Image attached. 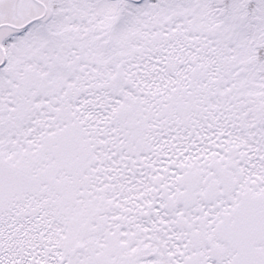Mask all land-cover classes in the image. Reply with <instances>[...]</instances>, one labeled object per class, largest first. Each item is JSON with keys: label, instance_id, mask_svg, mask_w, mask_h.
<instances>
[{"label": "flooded vegetation", "instance_id": "af4514ba", "mask_svg": "<svg viewBox=\"0 0 264 264\" xmlns=\"http://www.w3.org/2000/svg\"><path fill=\"white\" fill-rule=\"evenodd\" d=\"M19 1L0 2V87L9 58L2 42L10 37L9 94L15 121L28 125L31 138L40 112L37 125L45 135L44 110L51 104L50 79L40 70L44 63L34 64L35 56L45 59L51 50L80 62L82 45L94 38L99 19L89 12L93 0H66L81 2L79 8L89 12L82 24L90 33L63 30L60 51L35 49L25 38L36 28L67 29L72 22L49 19L50 0H26L30 6L22 19ZM132 1L138 0L111 3L121 10ZM7 13L16 20L2 18ZM154 29L132 33L138 39L131 45L137 46L113 53L109 68L94 66V58L110 57L102 47L86 53L91 62L84 70L76 64L66 73L74 72L76 109L70 120L84 158L73 169L55 172L60 197H52L50 186L37 194L48 193L47 209L58 206L62 226L63 220L64 226L77 220L78 228L68 231L76 247L59 240L51 248L47 240L45 249L58 247L62 260L54 264H264V85L249 68L254 61L229 38L196 36L194 30L164 37ZM63 75L54 84L59 104L71 86ZM52 176L45 183H57ZM73 205L78 213L72 217L67 208ZM44 246L39 248L46 253Z\"/></svg>", "mask_w": 264, "mask_h": 264}, {"label": "rangeland", "instance_id": "374dc122", "mask_svg": "<svg viewBox=\"0 0 264 264\" xmlns=\"http://www.w3.org/2000/svg\"><path fill=\"white\" fill-rule=\"evenodd\" d=\"M51 1L48 18L52 21L68 20L72 22L67 26V29H50V32L55 35L54 39L57 38L62 42L61 31H74L75 28L77 30L80 28L83 35L90 33L91 30L85 29L82 24L86 20L85 18L90 15L89 12H92L94 16L97 15L98 28L94 29V38L82 45L83 53L80 62L68 55L65 58L52 55L47 64L44 62V66L42 64L40 66V70L46 72L49 77L51 74L55 76L65 74L63 75L66 77L65 82L67 85H71L61 93L58 100L61 103H56V101L54 102L56 90L53 85L55 80H52L51 76V85L54 90H50L51 104L44 110L45 113H48L43 121L47 127L45 135L41 134L37 125L39 117L42 115L41 112L35 115L34 132L31 138L28 135L26 123L17 125L14 118L16 113L12 92L9 94L10 89L12 91L13 88L10 86L13 85L12 79L9 77L11 74L7 72L10 68L4 67L1 72L6 83L3 82L0 87V94L2 93L0 95V119L9 117L15 121V125H5L4 122H1L0 125V135H2V137L0 136V157L4 158L3 153L5 156H9L12 149L11 158L14 161L13 167L0 161V194L6 192L4 197L6 200L0 201V264H54V261L59 263L62 259L61 254L57 252L58 247L52 252H47L45 248H50L49 242L46 244L47 240H51V248L53 243L58 245L59 240L61 242L68 240L67 244H73L72 246L76 247V238L74 235L72 238L68 231L75 227L78 228L77 220H67V226H64L65 221L63 220L62 226V222L57 219L61 213L59 209V211L57 210L58 206L51 204L47 209L49 205V198L46 199L48 193L44 192L46 197H39L37 191H43L44 188L50 186L52 187V197H60V188H54L60 185L57 181L59 174L55 172L59 170L63 172V170L75 168L77 164H82L84 157L78 150L80 147H76L74 140L76 136H79L73 128L74 121L70 120V117L75 116L76 109L74 102L76 94L71 78L74 72L71 75H66V73H69L76 64H80L84 70L91 62L89 57H85L86 53L92 51L100 53L99 48L102 47L107 50L110 57H103L100 60L92 58L94 66L100 71L104 65L105 68H109L113 53H128L130 47L137 46L136 41L131 45L132 38L138 39L135 35H131L132 33L137 31L144 33L149 28H156L154 31L158 35L169 37L170 32L176 34L181 30H194L197 32L196 36L229 38L242 56L246 59H253L254 63L249 68L257 76L258 84L264 85V0H138L137 2L132 1L129 6L121 10L114 6L117 3H111L112 0H93L89 12L79 8L81 2L69 1L66 3L65 0L63 3V0H53L52 3ZM29 6L30 3H27L26 0L19 1L17 16L23 19ZM53 9L57 10L56 14ZM50 10L53 13V18H50ZM37 11L36 9L35 12ZM75 14H80L81 17H75ZM2 18H6L8 21L14 17L7 13L2 15ZM15 20L16 18L12 19V21ZM77 21L81 23L78 24ZM113 22L118 23V26L114 24L107 27ZM105 27L107 29L102 31ZM16 36L15 34L13 38ZM129 38L131 40L128 42ZM8 39L11 40L10 37ZM8 39L5 38L2 42L3 47L7 50L11 46ZM85 40L83 39V41ZM90 41L95 46L93 45L92 50H87ZM126 42L128 46H126ZM146 43H150V41L148 40ZM19 45L16 48L17 52L21 53L24 47ZM89 47L91 48V45ZM52 48H55L56 52L60 51L58 46ZM39 61H42L40 57L35 56L34 64ZM58 70H65V72ZM84 99H86L85 94ZM84 105L86 106L87 103L84 102ZM5 139L8 142L3 144ZM87 164H90V159ZM50 174L54 175L52 179H55L57 183L55 181L51 185L45 183ZM14 179L19 180L14 184ZM66 186L67 189L71 188V186L68 187V184ZM33 193L35 197H33ZM69 212L72 214L70 216H75L78 213L77 206L73 205L72 208H67V213ZM46 229H49V233L45 237ZM64 229L66 231H63ZM39 245H45L43 249L46 253L42 251V248H39ZM69 251L71 252V250Z\"/></svg>", "mask_w": 264, "mask_h": 264}, {"label": "trees", "instance_id": "16d2710c", "mask_svg": "<svg viewBox=\"0 0 264 264\" xmlns=\"http://www.w3.org/2000/svg\"><path fill=\"white\" fill-rule=\"evenodd\" d=\"M53 12L56 14L57 13V10H55V9H53ZM58 18V17H57ZM61 19V18H60ZM56 21V20H55ZM61 21V20H60ZM52 28H57L58 30L59 29H61V27L60 26H50V28H40V29H37L36 28V33L34 34V35H32V36H26V38H25V40L26 41H29V39H32L33 41H34V47H35V49H38L40 46H51V48L52 47H56V46H61V43H60V41H59V39H54L55 38V35H54V33H51L50 32V29H52ZM47 31H48V33H47ZM50 36H52V37H50ZM57 37H59V36H57ZM7 39H8V37H7ZM11 39V38H10ZM9 40V39H8ZM26 41H24V43H22L23 44V46L24 47H26V45L28 46V44H27V42ZM9 43L11 44V46H10V49H8L7 50V54H8V56H9V58H8V61H7V64L5 65V67L6 68H12L13 66H12V60H13V54H14V48H13V45H12V43H11V40H9ZM89 44H90V42H89ZM94 45V44H93ZM95 46V45H94ZM50 48V49H51ZM47 55V57L45 58V59H43L42 58V56H40V58H41V62L42 63H48V61L50 60V57L52 56V54H51V50H49L48 51V53L46 54ZM59 72H60V70H58ZM49 76V75H48ZM51 76L53 77V79L52 80H56L57 79V77L58 76H55L54 74H51L50 75V77H49V79H50V90L51 91H53L54 90V88H53V86L51 85ZM54 84H56L55 82H54ZM53 84V85H54ZM52 93V92H51ZM15 116V115H14ZM1 122H4V124L5 125H15L14 124V122L15 121H13V120H11V118H9V117H7L6 119H3V120H1L0 119V125H1ZM1 137H2V135H0ZM5 138V137H4ZM8 142V140H6L5 139V141H3V144H6ZM0 147H1V144H0ZM12 153H13V150L11 149V152L9 153V156H5V154L3 153V157L4 158H2V157H0V161H3V163H7L9 166H11V167H13L12 165H13V158H11V155H12ZM6 155H7V153H6ZM1 174V173H0ZM18 180L19 179H14V181H13V183L15 184V183H17L18 182ZM6 193V192H5ZM5 193L3 192L2 194H0L1 195V197H0V201L1 202H4V197H5ZM6 200V199H5Z\"/></svg>", "mask_w": 264, "mask_h": 264}, {"label": "water", "instance_id": "95a60500", "mask_svg": "<svg viewBox=\"0 0 264 264\" xmlns=\"http://www.w3.org/2000/svg\"><path fill=\"white\" fill-rule=\"evenodd\" d=\"M1 49V48H0ZM1 51H2V49H1ZM2 55H3V51H2Z\"/></svg>", "mask_w": 264, "mask_h": 264}]
</instances>
